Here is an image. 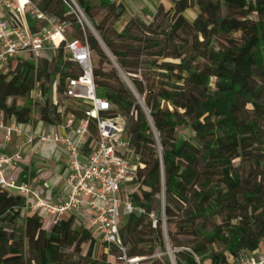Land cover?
<instances>
[{"label": "trees", "instance_id": "16d2710c", "mask_svg": "<svg viewBox=\"0 0 264 264\" xmlns=\"http://www.w3.org/2000/svg\"><path fill=\"white\" fill-rule=\"evenodd\" d=\"M76 2L97 36L64 0L38 4L88 41L98 58V93L114 105L105 115L127 125L138 166V211L120 229L127 255L173 264L172 251L175 264H235L257 253L264 240V0H170L151 20L132 17L121 31L114 27L126 10L121 1ZM51 51L50 60L16 59L0 71L5 120L56 124L83 115L89 103L65 95L67 79L81 69L62 46ZM35 87L43 99L34 106ZM183 125L190 133L177 136ZM90 131L85 155L98 138L94 124ZM25 206L23 194L0 187V264L115 262L114 248L111 261L94 257L96 237L76 229L73 214L48 231L37 213L16 228Z\"/></svg>", "mask_w": 264, "mask_h": 264}, {"label": "built area", "instance_id": "2783aa9c", "mask_svg": "<svg viewBox=\"0 0 264 264\" xmlns=\"http://www.w3.org/2000/svg\"><path fill=\"white\" fill-rule=\"evenodd\" d=\"M64 1L84 26L87 17L75 0ZM158 1L160 5L170 0ZM69 28L71 23L62 22L43 10L35 0H0V71H8L16 59L37 64L46 51L62 46L65 58L81 69L78 77L67 79L65 95L89 103L81 117L71 115L61 123H49L54 129L40 134L25 130L15 120L9 123L0 111V129L6 141L14 135H24V143L30 144L38 138L63 147L69 193L64 201L54 203L29 184L28 175L17 180L15 173L23 160L22 145L12 154L0 153V187L24 194L25 207L42 217L48 215L52 224L60 221L64 213L73 214L75 223L92 232L96 241L107 244L108 250L117 251L113 264H148L149 257H129L120 237L122 214L138 211L133 201L138 166L137 160L133 163L129 158L135 152L127 125L120 117L105 115L114 105L98 93L93 51L86 39H69ZM30 98L34 106L36 101L43 99L37 87L31 91ZM91 124L96 126L98 138L91 152L85 155L83 147L90 136ZM235 264H264V253L250 254Z\"/></svg>", "mask_w": 264, "mask_h": 264}, {"label": "crops", "instance_id": "0c3cea01", "mask_svg": "<svg viewBox=\"0 0 264 264\" xmlns=\"http://www.w3.org/2000/svg\"><path fill=\"white\" fill-rule=\"evenodd\" d=\"M121 1L126 10L123 15L115 21L114 27L121 31L128 20L132 17H143L151 20L159 6L158 0H115ZM152 11V13H150ZM9 119L8 122H13ZM25 130H32L36 134L48 133L54 129L52 124L42 120H30L21 123ZM1 133L0 153L12 154L17 146L23 148V160L15 173L17 180L21 181L23 175H28L29 184L41 191L43 196L54 203H59L67 198L69 186L66 183L67 157L63 147L52 141H41L36 138L32 143H24V135H14L10 141L4 139V131ZM264 253V240L259 251Z\"/></svg>", "mask_w": 264, "mask_h": 264}, {"label": "rangeland", "instance_id": "374dc122", "mask_svg": "<svg viewBox=\"0 0 264 264\" xmlns=\"http://www.w3.org/2000/svg\"><path fill=\"white\" fill-rule=\"evenodd\" d=\"M40 0H36V2H39ZM76 2V0H75ZM95 2H97V0H95ZM77 4V2H76ZM78 5V4H77ZM166 7H170L171 6V2L168 1L166 2ZM79 7V5H78ZM80 8V7H79ZM81 9V8H80ZM82 10V9H81ZM106 12L103 11V14ZM84 13V12H83ZM150 13H152V11H150ZM186 15L189 19H193L195 16H196V12L195 10L193 9H190L186 12ZM85 24L88 26L89 30L94 32L95 29L93 27V25L91 24V22L89 21V19L87 18V22H85ZM96 32V31H95ZM73 34H74V29L71 27L68 29V32H67V37L69 39H71L73 37ZM97 34V33H96ZM56 52L54 51H51V50H48L44 53L43 57L42 58H47V59H52L53 55L55 54ZM93 59H94V64L96 65L97 64V56L94 54L93 55ZM10 79H12V77L10 76ZM51 98H52V101L56 102L58 101L59 99V94L57 93V89H56V85L54 83L53 85V90H52V95H51ZM18 102L19 103H24L25 102V98H18ZM36 111H37V107H36ZM37 114H35L36 116ZM38 116V115H37ZM1 133L2 131H0V139H1ZM190 133V130L187 126H179L178 129H177V136H181V135H188ZM129 158L130 160L135 163L137 158H136V155L134 153H131L129 155ZM21 183V182H20ZM16 192H18L16 190ZM20 193V192H19ZM24 195V194H23ZM43 195V194H42ZM46 199V198H45ZM33 214V212L30 210V208L28 207H25L23 208L22 210V215L21 217L19 218V220L17 221L15 227L18 228V229H23L25 227V224L27 222V220L29 219V217ZM69 215V213H64L62 215V218L63 217H67ZM153 217L155 218L156 216L153 215ZM129 218V215H125V214H122V219L120 220V223L121 225H123ZM49 219V216L44 214L43 216V224H44V229L45 230H49L52 223L50 221H48ZM166 222L165 221H162V226L165 227V230L167 232L168 228H167V225L165 224ZM76 229H79V230H82L84 229V227L80 224V223H75V226H74ZM106 245L105 243H102L101 241H96V247H95V253H94V257H106V259H108L109 261L113 260L112 258V255H111V249H106ZM110 252V253H109ZM115 252V251H114ZM109 253V254H108ZM111 255V256H110ZM161 255V252L159 250H157L156 252V256H160ZM171 256L172 253H171ZM149 263V261H148Z\"/></svg>", "mask_w": 264, "mask_h": 264}, {"label": "water", "instance_id": "95a60500", "mask_svg": "<svg viewBox=\"0 0 264 264\" xmlns=\"http://www.w3.org/2000/svg\"><path fill=\"white\" fill-rule=\"evenodd\" d=\"M94 34L97 36L95 31H94ZM125 79L127 80L126 77H125ZM127 82H128V80H127ZM137 98H138L139 102L142 104L141 99L139 98L138 95H137ZM168 253L170 254V257H171V260H172L173 264H175L174 258H173V256H171L172 251H169Z\"/></svg>", "mask_w": 264, "mask_h": 264}]
</instances>
